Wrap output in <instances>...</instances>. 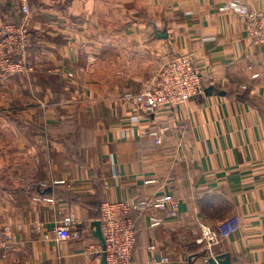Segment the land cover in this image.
I'll list each match as a JSON object with an SVG mask.
<instances>
[{
  "label": "crops",
  "instance_id": "crops-1",
  "mask_svg": "<svg viewBox=\"0 0 264 264\" xmlns=\"http://www.w3.org/2000/svg\"><path fill=\"white\" fill-rule=\"evenodd\" d=\"M228 1L28 0L32 70L0 82V264H103L82 253L101 243L102 203L164 193L180 215L151 227L162 211L131 213L134 264H197L202 225L233 215L243 227L215 253L264 264V45L220 11ZM9 3L0 23L19 21ZM185 53L205 93L176 109L135 105L162 63ZM164 127L156 144L149 133ZM70 214L81 238L57 240Z\"/></svg>",
  "mask_w": 264,
  "mask_h": 264
},
{
  "label": "built area",
  "instance_id": "built-area-1",
  "mask_svg": "<svg viewBox=\"0 0 264 264\" xmlns=\"http://www.w3.org/2000/svg\"><path fill=\"white\" fill-rule=\"evenodd\" d=\"M23 14L20 23L4 21L0 23V82L20 73L32 70L30 66V33L27 22L31 15L28 0H16ZM220 11H229L245 22V32L256 45H264V11L252 7L250 0H229L220 7ZM201 67L193 53H185L167 58L153 78L144 83L133 95V103L151 111L176 109L188 103L193 97L205 93L206 84ZM168 127L152 130L149 134L156 144L162 143V133ZM155 181L148 179L146 182ZM41 200L42 197H36ZM44 199V198H43ZM51 201L52 199H46ZM160 210L162 216L149 215L151 227L163 225L168 219L180 215V202L172 193L155 197L130 200L109 199L102 203L100 225L105 239V250L101 243L89 244L82 251L85 257H102L106 253L107 264H134L137 243V229L131 217L134 210L144 211L148 208ZM79 223V222H78ZM75 215H66L63 223L55 229L57 240H74L81 238V230L76 226ZM243 227L240 215H233L214 226L202 225V232L197 243L203 246L207 263L210 257H216L214 249L225 240L235 235ZM9 228H6V231ZM154 249V246L150 247ZM152 264H166L168 256L151 257Z\"/></svg>",
  "mask_w": 264,
  "mask_h": 264
},
{
  "label": "water",
  "instance_id": "water-1",
  "mask_svg": "<svg viewBox=\"0 0 264 264\" xmlns=\"http://www.w3.org/2000/svg\"><path fill=\"white\" fill-rule=\"evenodd\" d=\"M99 225H100V222H99ZM99 228H100L99 237L101 240V244L103 245V249L105 250V239L101 231V225ZM203 255H205V253ZM102 259H103V264H107L105 252H103ZM229 263H230V253H222V254L217 255L215 258L210 257L207 263L199 262L197 264H229Z\"/></svg>",
  "mask_w": 264,
  "mask_h": 264
},
{
  "label": "trees",
  "instance_id": "trees-1",
  "mask_svg": "<svg viewBox=\"0 0 264 264\" xmlns=\"http://www.w3.org/2000/svg\"><path fill=\"white\" fill-rule=\"evenodd\" d=\"M9 2H10L9 4H10L11 7H12V8H11V9H12L11 13H13V14L17 13V14L20 16L19 21H16V22L20 23L23 14H22L21 11H20L19 3L16 2V1H14V0H9ZM13 21H14V20H13Z\"/></svg>",
  "mask_w": 264,
  "mask_h": 264
},
{
  "label": "rangeland",
  "instance_id": "rangeland-1",
  "mask_svg": "<svg viewBox=\"0 0 264 264\" xmlns=\"http://www.w3.org/2000/svg\"><path fill=\"white\" fill-rule=\"evenodd\" d=\"M14 1H16V0H14ZM17 2V1H16Z\"/></svg>",
  "mask_w": 264,
  "mask_h": 264
}]
</instances>
